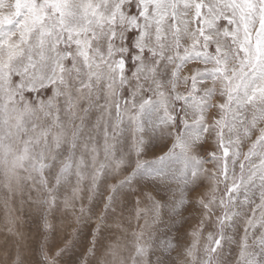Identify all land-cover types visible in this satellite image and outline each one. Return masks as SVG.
<instances>
[{
  "label": "snow or ice",
  "instance_id": "obj_1",
  "mask_svg": "<svg viewBox=\"0 0 264 264\" xmlns=\"http://www.w3.org/2000/svg\"><path fill=\"white\" fill-rule=\"evenodd\" d=\"M0 193L11 264H264V0H0Z\"/></svg>",
  "mask_w": 264,
  "mask_h": 264
},
{
  "label": "clouds",
  "instance_id": "obj_2",
  "mask_svg": "<svg viewBox=\"0 0 264 264\" xmlns=\"http://www.w3.org/2000/svg\"><path fill=\"white\" fill-rule=\"evenodd\" d=\"M0 199H3V193H0ZM0 230H2V229H0ZM8 251L12 252V254H13L12 257L9 258L7 255V252H6L4 257H3V260H0V264H4L5 261H8L9 264H11V261L15 259L16 249L13 247H9Z\"/></svg>",
  "mask_w": 264,
  "mask_h": 264
},
{
  "label": "rangeland",
  "instance_id": "obj_3",
  "mask_svg": "<svg viewBox=\"0 0 264 264\" xmlns=\"http://www.w3.org/2000/svg\"><path fill=\"white\" fill-rule=\"evenodd\" d=\"M2 227H3V210L2 207H0V229H2ZM26 228L30 233H33L35 231L34 226L31 224L26 225Z\"/></svg>",
  "mask_w": 264,
  "mask_h": 264
}]
</instances>
